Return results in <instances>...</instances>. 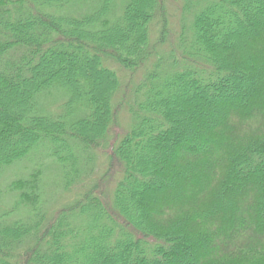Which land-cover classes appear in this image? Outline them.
I'll use <instances>...</instances> for the list:
<instances>
[{
	"label": "trees",
	"instance_id": "trees-1",
	"mask_svg": "<svg viewBox=\"0 0 264 264\" xmlns=\"http://www.w3.org/2000/svg\"><path fill=\"white\" fill-rule=\"evenodd\" d=\"M168 1L0 0V264H264V0Z\"/></svg>",
	"mask_w": 264,
	"mask_h": 264
},
{
	"label": "rangeland",
	"instance_id": "rangeland-1",
	"mask_svg": "<svg viewBox=\"0 0 264 264\" xmlns=\"http://www.w3.org/2000/svg\"><path fill=\"white\" fill-rule=\"evenodd\" d=\"M183 0H169L168 1V21H169V26L171 28V34L175 35V32L177 31V29L180 26V13H181V9L183 6ZM179 25V26H178ZM171 39H173L172 41L175 42L176 37L171 35V37L169 38L168 42L171 41ZM177 40V39H176ZM175 44V43H174ZM124 119L126 120V116L124 115ZM125 122H123L124 125ZM101 154V158L99 161V165H98V169L95 173L96 177H101L103 176V174H105L106 171V166H105V156H103V153L100 152ZM30 164V163H29ZM28 164V165H29ZM22 169H25V166L23 168H18L14 171L15 173H19ZM103 182H102V186H101V191H102V196L104 197L106 202H109L111 200L112 197V193H113V189H114V185H115V181L114 179H111V177H104L103 178ZM72 194H68L66 193L63 196V203H68L69 200L71 199Z\"/></svg>",
	"mask_w": 264,
	"mask_h": 264
}]
</instances>
